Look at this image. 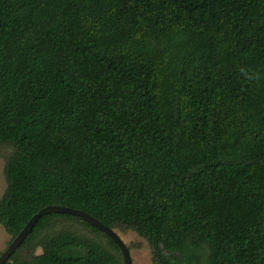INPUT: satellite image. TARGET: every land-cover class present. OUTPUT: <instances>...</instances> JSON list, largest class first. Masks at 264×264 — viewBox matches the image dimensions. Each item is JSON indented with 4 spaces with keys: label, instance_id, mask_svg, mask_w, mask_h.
<instances>
[{
    "label": "trees",
    "instance_id": "16d2710c",
    "mask_svg": "<svg viewBox=\"0 0 264 264\" xmlns=\"http://www.w3.org/2000/svg\"><path fill=\"white\" fill-rule=\"evenodd\" d=\"M1 149L12 239L61 204L137 232L154 264H264V0H0ZM24 246L124 264L66 212L5 264Z\"/></svg>",
    "mask_w": 264,
    "mask_h": 264
},
{
    "label": "rangeland",
    "instance_id": "374dc122",
    "mask_svg": "<svg viewBox=\"0 0 264 264\" xmlns=\"http://www.w3.org/2000/svg\"><path fill=\"white\" fill-rule=\"evenodd\" d=\"M6 152L5 149L0 150V197L4 194L7 188V180L5 175V162H6ZM116 231L120 234L122 239L128 245L133 264H154L152 261L151 248L147 240L141 237L137 232L131 229H116ZM87 233L93 238L100 239L109 245L108 239L101 235L98 232H88ZM12 236L5 230L4 226L0 223V255L6 250L9 244L12 242ZM41 247L31 248L29 246H24L20 250V254L18 257L27 260L29 264L36 263L37 254L41 253Z\"/></svg>",
    "mask_w": 264,
    "mask_h": 264
},
{
    "label": "water",
    "instance_id": "95a60500",
    "mask_svg": "<svg viewBox=\"0 0 264 264\" xmlns=\"http://www.w3.org/2000/svg\"><path fill=\"white\" fill-rule=\"evenodd\" d=\"M50 212H66L78 215L91 223L92 225L99 228L101 231L105 232L107 235H109L116 243L119 245L122 256H123V262L124 264H133V259L131 255V251L126 244V242L122 239L120 234L113 229L112 227L106 225L103 223L100 219H98L96 216L91 215L90 213L66 206L61 204H50L43 208H41L37 213H35L32 218L27 222L25 227L13 238L12 242L9 244V246L6 248V250L0 255V264H5V262L11 257V255L21 246L27 235L30 233V231L33 229L35 223L37 220L44 214L50 213Z\"/></svg>",
    "mask_w": 264,
    "mask_h": 264
},
{
    "label": "clouds",
    "instance_id": "9594fccd",
    "mask_svg": "<svg viewBox=\"0 0 264 264\" xmlns=\"http://www.w3.org/2000/svg\"><path fill=\"white\" fill-rule=\"evenodd\" d=\"M239 72L242 76V78H244L247 81H256L260 79V75L259 73L252 71L246 67H240L239 68Z\"/></svg>",
    "mask_w": 264,
    "mask_h": 264
}]
</instances>
